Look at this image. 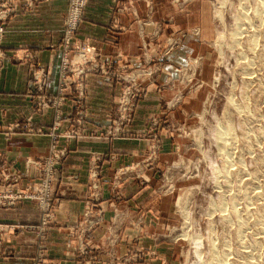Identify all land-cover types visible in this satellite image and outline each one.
I'll use <instances>...</instances> for the list:
<instances>
[{"label": "rangeland", "instance_id": "1", "mask_svg": "<svg viewBox=\"0 0 264 264\" xmlns=\"http://www.w3.org/2000/svg\"><path fill=\"white\" fill-rule=\"evenodd\" d=\"M67 1L63 39L65 20L76 21V29L64 41L57 90L51 88L50 68L38 64L35 51H27L22 59L29 66L26 100L31 110L0 129L6 135L48 139L47 152L19 163L25 172H9L5 156H0L1 203L35 200L40 211V222L26 225L39 239L28 264L48 259L61 205L55 192L69 178L64 164L71 141L125 136L132 120L133 195L149 186L133 207V253L97 251L92 243L103 227V215L86 212L75 225H62L76 251H65L61 260L126 264L131 255L133 264H264V0H128L127 7L149 3L158 16L164 15L154 22L163 23L165 35L162 43L161 36L156 40L141 33L148 47H142L133 67L121 68L87 54L95 52L92 47L70 45L90 0ZM112 2L115 11L127 9L124 0ZM136 18L143 27L150 21ZM151 42L163 45L154 49L159 58H148ZM4 51L0 75L9 58ZM105 72L119 83L120 94L114 99L118 108L106 114L105 127L92 129L88 86ZM156 89L166 99L148 96ZM68 103L72 112L66 111ZM158 103L157 108H163L151 110V104ZM49 109L53 112H46ZM47 113L50 125L33 122ZM104 177L91 166L92 189L102 187ZM25 178L22 191L16 190ZM153 191L166 199L156 208L148 205ZM143 203L147 207L140 206ZM3 256L16 255L7 247L0 251Z\"/></svg>", "mask_w": 264, "mask_h": 264}, {"label": "crops", "instance_id": "2", "mask_svg": "<svg viewBox=\"0 0 264 264\" xmlns=\"http://www.w3.org/2000/svg\"><path fill=\"white\" fill-rule=\"evenodd\" d=\"M124 1L127 7L128 0ZM12 2L14 9L3 44L9 58L0 75V129L5 128L4 126L14 118L23 116V113L27 115L30 109L26 100L30 83L29 66L24 63L27 60L23 61L24 54L29 50L35 51L38 64L50 68L51 88L56 91L65 47L62 26L67 0H12ZM148 4L136 2L134 8L129 6L127 9L120 8L115 11L112 0H90L79 31L70 45L92 47L95 52L86 53L96 55L103 62L112 61L120 68L122 65L133 67L139 62L137 58L141 55L142 47H148V42L143 44L141 33L145 37L153 35L156 40L161 36V41L165 35L163 23L154 22V19L157 20L164 15L158 16L154 7ZM137 16L147 17L150 21L143 27L140 21L137 23ZM162 46L155 47L161 49ZM149 47L148 58L150 56L159 58L160 52L154 50L152 42ZM16 53L18 58L15 57ZM178 53L175 55L179 58L177 63H180ZM117 70L118 68L113 72ZM104 74L95 76L88 86L87 110L91 113L92 129L105 127L109 122L106 120V114L118 108L114 99L120 94L119 83L116 84L115 79L109 76V72ZM150 95H154V98L163 96L166 99L165 93L162 94L160 89L152 90L148 96ZM159 105L151 104V110L156 107L155 110L159 111L163 108V105L157 108ZM49 110L46 112H53ZM66 111L72 112L71 104L67 106ZM51 118V113H47L42 120L35 119L33 122L48 126ZM126 129L129 133L125 136L83 137L71 141L72 152L64 164L65 174L69 175V178L65 183L58 185L55 192L61 205L50 235L48 259L44 264H73L61 260L65 251H76V245L62 225H75L86 212L103 215L104 222L101 225L103 227L95 232L92 243L97 251H115L118 255L133 253V207L137 206H135V200L139 199L137 196L144 195L149 186L139 192L136 188L137 196L133 195V155L136 154L133 147V120ZM142 144L147 145L144 142ZM47 145L48 139L44 136H24L17 133L6 135L0 130V156H5L6 161L3 163L9 167V172H25L26 168L20 165L24 158L47 152ZM101 154L103 157L97 160ZM91 166L106 176L103 178L102 187L97 189L91 188L89 178ZM33 173L34 171H31V174ZM26 179L19 182L15 189L22 191ZM152 196L153 199L148 205L153 208L159 206L158 202L162 204L166 200L155 191ZM146 203L140 206L147 207ZM39 222L40 211L35 200L18 202L14 206H4L0 201L2 241L0 251H7V247H10L16 255L11 259L0 257V264H28L32 260L38 251L39 239L36 232L27 229L26 225ZM129 256L130 262L126 264H133L132 256ZM97 264H104V260H99Z\"/></svg>", "mask_w": 264, "mask_h": 264}, {"label": "built area", "instance_id": "3", "mask_svg": "<svg viewBox=\"0 0 264 264\" xmlns=\"http://www.w3.org/2000/svg\"><path fill=\"white\" fill-rule=\"evenodd\" d=\"M14 4L12 0H0V62H5L6 52L4 51L3 44L8 32L9 21L13 13ZM76 29V21L71 22L65 20V40L69 41L70 37Z\"/></svg>", "mask_w": 264, "mask_h": 264}, {"label": "bare ground", "instance_id": "4", "mask_svg": "<svg viewBox=\"0 0 264 264\" xmlns=\"http://www.w3.org/2000/svg\"><path fill=\"white\" fill-rule=\"evenodd\" d=\"M220 12V11H219Z\"/></svg>", "mask_w": 264, "mask_h": 264}]
</instances>
